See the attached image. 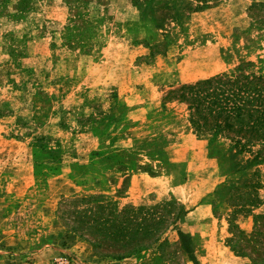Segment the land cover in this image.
<instances>
[{
    "label": "rangeland",
    "instance_id": "374dc122",
    "mask_svg": "<svg viewBox=\"0 0 264 264\" xmlns=\"http://www.w3.org/2000/svg\"><path fill=\"white\" fill-rule=\"evenodd\" d=\"M240 74L264 0H0V264H264L262 147L183 90Z\"/></svg>",
    "mask_w": 264,
    "mask_h": 264
},
{
    "label": "trees",
    "instance_id": "16d2710c",
    "mask_svg": "<svg viewBox=\"0 0 264 264\" xmlns=\"http://www.w3.org/2000/svg\"><path fill=\"white\" fill-rule=\"evenodd\" d=\"M188 92L186 101L194 110V118L210 132H234L245 136V152L257 144L262 149L255 160L264 152V80L253 74L223 76L183 87ZM201 112H207L212 118ZM196 123V121H195ZM239 145L240 141H234Z\"/></svg>",
    "mask_w": 264,
    "mask_h": 264
},
{
    "label": "crops",
    "instance_id": "0c3cea01",
    "mask_svg": "<svg viewBox=\"0 0 264 264\" xmlns=\"http://www.w3.org/2000/svg\"><path fill=\"white\" fill-rule=\"evenodd\" d=\"M191 213L199 214V213H200V208L195 209V211H193V212H191ZM191 213H190V214H191Z\"/></svg>",
    "mask_w": 264,
    "mask_h": 264
},
{
    "label": "built area",
    "instance_id": "2783aa9c",
    "mask_svg": "<svg viewBox=\"0 0 264 264\" xmlns=\"http://www.w3.org/2000/svg\"><path fill=\"white\" fill-rule=\"evenodd\" d=\"M58 264H68V263H65L63 261H60V262H58Z\"/></svg>",
    "mask_w": 264,
    "mask_h": 264
}]
</instances>
